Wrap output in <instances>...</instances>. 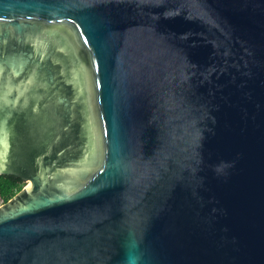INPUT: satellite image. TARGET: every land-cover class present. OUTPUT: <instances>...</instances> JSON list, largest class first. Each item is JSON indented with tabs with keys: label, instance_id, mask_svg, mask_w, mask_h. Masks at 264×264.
I'll return each instance as SVG.
<instances>
[{
	"label": "water",
	"instance_id": "1",
	"mask_svg": "<svg viewBox=\"0 0 264 264\" xmlns=\"http://www.w3.org/2000/svg\"><path fill=\"white\" fill-rule=\"evenodd\" d=\"M0 264H264V0H0Z\"/></svg>",
	"mask_w": 264,
	"mask_h": 264
},
{
	"label": "trees",
	"instance_id": "2",
	"mask_svg": "<svg viewBox=\"0 0 264 264\" xmlns=\"http://www.w3.org/2000/svg\"><path fill=\"white\" fill-rule=\"evenodd\" d=\"M20 176L0 174V203H4L15 195L23 186Z\"/></svg>",
	"mask_w": 264,
	"mask_h": 264
},
{
	"label": "rangeland",
	"instance_id": "3",
	"mask_svg": "<svg viewBox=\"0 0 264 264\" xmlns=\"http://www.w3.org/2000/svg\"><path fill=\"white\" fill-rule=\"evenodd\" d=\"M23 183H24V184H23V186H24V185L26 184V182L23 181ZM23 186H22V187H23ZM0 204H2V203H0Z\"/></svg>",
	"mask_w": 264,
	"mask_h": 264
}]
</instances>
